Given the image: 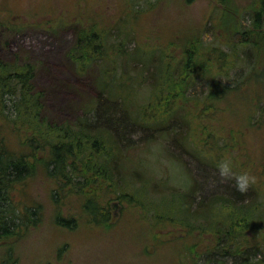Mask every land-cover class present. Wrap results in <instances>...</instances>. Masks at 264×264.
Here are the masks:
<instances>
[{
  "label": "rangeland",
  "instance_id": "obj_1",
  "mask_svg": "<svg viewBox=\"0 0 264 264\" xmlns=\"http://www.w3.org/2000/svg\"><path fill=\"white\" fill-rule=\"evenodd\" d=\"M224 2L0 0V60H21L35 66L33 82L44 93L43 113L56 123H73L86 116V109H90L100 95L97 76L102 60L79 67L71 56L81 30L111 28L108 44L112 49L108 46V50H112L113 57L116 52L120 53L115 58L121 64L125 61L122 56L129 53L140 51L143 55H153L155 59L162 54L166 62L171 60L176 65L172 72L178 77L182 76L178 71L182 68L181 57L186 56L193 43L196 44L198 50L203 51L200 59H206L199 65V70L207 76L196 77L187 87L184 93L190 100L187 102L194 105L193 98L199 100L208 96L211 89H216V82L232 87V90L222 102H218V111L209 110L213 114L207 124L202 123L209 114L208 104L199 106L200 112L197 105L189 108L192 145L196 150H204L205 154L215 157L220 151L215 146L224 143L223 146L229 147L224 156L235 155L234 159L238 158L242 163L238 164V171H247L257 177L258 190L255 192L254 186L250 185L246 192H242L241 199H235L234 193L239 191L235 177L230 180L221 177L217 164L201 158L196 151L189 152L182 137L177 138L189 131L186 125L179 126L173 121L174 130L169 128L164 134L155 130V125L135 130L129 126L122 139L121 157L117 159L122 160V173L118 171L115 177V195H121L125 190L128 197L123 195L124 201L111 197L108 221H93L78 194L74 191L57 194L56 183L39 171L20 185L14 197L20 209L41 205L43 219L38 226L22 227L16 236L0 241V264H187L193 257L198 264H233V257L221 256L214 251L211 240L216 236L210 229L208 234H199L197 230L190 234L173 219L185 215L180 205L185 203L187 195L184 193L191 190L188 201L193 209L212 200L236 206L255 202L259 197L258 202L260 200L262 204L259 202L255 213L264 220V52L258 53L255 72L247 74L257 53L250 45L245 48L236 45L237 38L232 35L230 26L227 30L224 26L233 22L230 16L235 11L237 21L250 28L256 11L264 10V0H227L229 12ZM261 19L264 26L263 17ZM224 32L225 40L221 44ZM226 41L237 48V63L227 70L223 68L218 75L220 68L215 60L221 49H231ZM195 53L196 50L192 49V54ZM215 71L217 78L212 82L208 77ZM240 80L241 83L234 86ZM143 82L145 86L139 88V92L144 93L141 98L144 102H153L154 97L151 98L149 93L152 73L145 71ZM179 88L176 93L182 95L177 91ZM169 101L173 107L181 104L178 99ZM202 126L206 129L200 128ZM3 133L8 147L18 150V133L11 128H6ZM207 135L210 140L204 144L203 137ZM122 179L126 189L120 187ZM203 212L208 217L213 215L214 220L227 217L228 213L226 207L209 208ZM59 215L76 219L74 226L70 228L57 223ZM206 221L200 218L197 224ZM180 222L184 223V220ZM250 222L255 223V220ZM258 224L262 225L260 219ZM197 226L195 229L201 230ZM217 226L222 225L218 222ZM250 231L254 236L251 243L256 246L262 243V246L249 250L246 256L251 262L262 264L264 235L253 228ZM189 246H194L191 252ZM209 247L210 251L202 255L192 253L196 248L205 251Z\"/></svg>",
  "mask_w": 264,
  "mask_h": 264
},
{
  "label": "trees",
  "instance_id": "obj_2",
  "mask_svg": "<svg viewBox=\"0 0 264 264\" xmlns=\"http://www.w3.org/2000/svg\"><path fill=\"white\" fill-rule=\"evenodd\" d=\"M224 7L227 8V12L230 11L228 4L225 3ZM234 13L235 11L230 16L233 20L229 19L233 22L225 23L224 26L226 30L230 26L232 35L237 38L236 45L244 48L250 45L252 51L257 53L247 74L253 73L257 65L258 53L264 52V26L261 19L263 17L264 20V10L260 8L256 11L250 28H246L247 26L241 24L239 20L237 21V16ZM110 29L92 27L88 30L83 29L78 34L71 56L78 62L79 67L80 65L87 67L99 59L102 60V65L97 76L100 95L95 99V104L90 109H86V116L73 123L52 122L44 115V93L37 89L33 82L35 77L33 64L21 60L13 62L0 60V241L16 236L22 227L38 226L41 223L43 219L41 205L36 204L20 209L19 202L14 197L15 191L19 189L20 185L27 179L35 177L39 171H43L51 181L56 183L57 194L61 195V191L64 194L66 191H74L81 197L82 205L85 211L92 216L93 221L107 222L111 197L122 201H124L123 195L128 197L125 190H123V194L115 195L116 173L118 171L122 173L120 167L123 164L122 160L120 162L117 159L121 157L122 139L128 127H133L135 130L137 127L155 125V130L164 134L169 128H174V121L179 126L182 124L189 128L191 127L189 108L197 105L199 110V106L208 104L209 114L207 118L204 117L202 123L207 124L210 115L220 109L218 102H222L227 97L228 92L232 90V87L223 86V84L216 82V89H211L210 93L207 94L208 96L201 97L199 100L195 97L191 100L194 105L193 103L190 104L189 98L184 95L185 90L194 82L196 77L207 76L201 72L203 70H199V65L206 59H200L203 51L198 50L196 44L193 43L192 47L188 49V53L185 54L186 56L181 57L182 68L178 71L182 73V76L178 77L172 72V68L176 65L170 59L169 63L166 62L162 58V54L159 55L161 58L155 59L153 55H143L140 51L129 53L127 56H122L125 61L121 64L120 60L115 58L120 54L119 52L115 53V57L111 55L112 46L108 44ZM225 32L221 34L222 37L220 36L221 44L224 43ZM226 45L231 49L229 51L221 49V53L215 60L216 66L219 64L220 70L217 68L219 74L216 71L215 73L210 72V77H208L212 82L216 77L215 75H220L223 68L227 70L228 67L237 63V48L234 49L230 41H226ZM108 46H110L109 50ZM205 47L207 49V46ZM192 49L196 50L195 54H192ZM211 63L213 64V60ZM145 71L153 75L149 93L151 92V98L154 97V100L149 103L143 101L141 96L144 93L139 92V88L145 84L143 82ZM240 83L241 80L234 86ZM207 84L210 85V82ZM177 87H180L177 91L183 93L182 95L176 93ZM172 98L178 99L181 104L178 107H173L169 101ZM211 108L212 114L209 111ZM6 128H11L20 136V148L18 150L8 147L3 133ZM200 128L206 129L205 126ZM190 131L191 128L186 132V135L183 133L181 136H177L178 139L182 137V143L185 148L188 147L189 152L196 151L198 156L200 155L206 161H212L213 164H218L220 160L225 158L224 155L228 154L225 150H228L229 147L223 146L224 143L215 146L220 150L215 157L205 154L204 150H196L189 137ZM209 140L208 135L203 137L204 144H208ZM227 145L230 146L229 143ZM228 156L232 158L234 172L240 173L238 166V164L242 165L240 160L234 159L235 155ZM126 186L124 179H122L120 187L126 189ZM192 186L195 187V183ZM252 186H254L255 192L258 191L256 183ZM188 191L186 194L182 191L187 196H185V203L180 205L184 209L185 215L181 218L173 217L176 223L181 225V229L189 230L190 234L196 230L199 234H208L210 229L216 236V239H210L216 253L221 256L230 255L234 259L233 264H256L248 259L249 256H246V252L262 246V243H259L260 246L252 244L251 241H253L254 236L250 234V230L253 228V230L264 235V220L255 213L259 202L262 204V201L259 200L258 202L259 197L256 198L255 202L251 201L248 204L243 202L236 206H233V203L228 204L226 201L221 203L212 200L193 209L190 201H188V194L191 190ZM236 192L238 194L234 193L232 196L235 199H241L243 197L242 192ZM150 203L152 204L151 201ZM220 207L227 208V217L214 220L213 215L208 217V214L203 212L205 209ZM156 209L158 210V208ZM200 218L209 220L208 225L207 221L203 224H197ZM251 219H254L255 223L252 222V224ZM259 219L262 221V225L258 224ZM182 220L184 223L180 222ZM75 221L76 219L73 217L57 216V223L70 228L74 226ZM218 222L222 225L221 227L217 226ZM196 225L201 230L195 229ZM174 226L176 225L174 224ZM259 233L256 238L259 237ZM196 243L197 239L193 244ZM190 247L191 252L194 246ZM210 248L205 251H197L196 248V250L194 249L195 252L192 251V253L202 255L204 252H209ZM198 263L193 257L189 259L187 264ZM260 263L263 264L264 261Z\"/></svg>",
  "mask_w": 264,
  "mask_h": 264
},
{
  "label": "clouds",
  "instance_id": "obj_3",
  "mask_svg": "<svg viewBox=\"0 0 264 264\" xmlns=\"http://www.w3.org/2000/svg\"><path fill=\"white\" fill-rule=\"evenodd\" d=\"M219 174L225 179L235 177V186L240 192H246L250 185L255 184L257 177L250 172L244 171L236 173L233 170V161L230 156H226L217 164Z\"/></svg>",
  "mask_w": 264,
  "mask_h": 264
},
{
  "label": "bare ground",
  "instance_id": "obj_4",
  "mask_svg": "<svg viewBox=\"0 0 264 264\" xmlns=\"http://www.w3.org/2000/svg\"><path fill=\"white\" fill-rule=\"evenodd\" d=\"M10 238V237H9Z\"/></svg>",
  "mask_w": 264,
  "mask_h": 264
}]
</instances>
